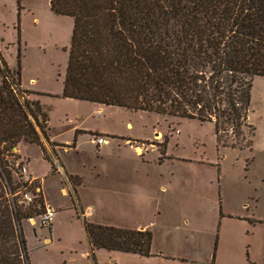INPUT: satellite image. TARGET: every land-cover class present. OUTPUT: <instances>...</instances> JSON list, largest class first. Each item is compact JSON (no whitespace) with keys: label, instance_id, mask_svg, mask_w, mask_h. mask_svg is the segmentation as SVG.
I'll list each match as a JSON object with an SVG mask.
<instances>
[{"label":"rangeland","instance_id":"rangeland-1","mask_svg":"<svg viewBox=\"0 0 264 264\" xmlns=\"http://www.w3.org/2000/svg\"><path fill=\"white\" fill-rule=\"evenodd\" d=\"M71 28L72 19L52 13L49 0H0V56L18 70L22 95L47 113L50 136L71 140L74 124L92 130L81 131L77 149L60 159L51 149L56 163L84 174L86 188L78 192L85 200L78 215L57 212L52 234L21 222L29 264H264V77H254L250 90L253 135L235 145L208 122L36 95L61 92ZM99 132L107 144L97 148L89 139ZM86 204L93 223L148 229L153 255L91 247L80 217Z\"/></svg>","mask_w":264,"mask_h":264},{"label":"trees","instance_id":"trees-1","mask_svg":"<svg viewBox=\"0 0 264 264\" xmlns=\"http://www.w3.org/2000/svg\"><path fill=\"white\" fill-rule=\"evenodd\" d=\"M49 7L72 19L71 36L61 92L36 95L208 122L231 144L249 142L252 80L264 77V0H49ZM18 75L0 56V264H29L21 222L44 210L36 182L33 200H21L14 148L24 141L43 151L37 127L45 136L48 116L19 91ZM83 227L91 247L152 255L148 229Z\"/></svg>","mask_w":264,"mask_h":264},{"label":"crops","instance_id":"crops-1","mask_svg":"<svg viewBox=\"0 0 264 264\" xmlns=\"http://www.w3.org/2000/svg\"><path fill=\"white\" fill-rule=\"evenodd\" d=\"M45 123L47 124L46 129L44 130L46 133V137L41 138L42 145H43V151L40 148V146L36 144L20 141L16 146L15 152L18 155L17 157L18 162H22L28 166V170L32 176L33 183L36 182L37 184L36 191H38L39 194L41 195L44 207H51L55 210V214L52 219V222L50 226L48 227V229L50 230V233L52 234L51 230L58 224L59 219H60L57 216L58 211L66 212L67 211L66 208H68V210L70 211L73 208L75 215H78L76 205L78 206V208H81L80 199L85 200L83 192L80 191V194H81L80 196L78 191L80 188H81L80 190L86 188V183L84 180V174L78 173L77 169L74 166L68 169L65 165H63L61 160H60V163L62 165H60V163H56V160H54L53 156L51 155L53 153V150L51 149L53 148L54 151H56V155L60 159L59 157L60 152L68 153V152H73L77 149V145H78L77 140L79 136L78 134L81 131H87V132L91 131L92 132V130H85L84 128L80 126H75L76 124H74L71 126V128H73L72 139L61 142V141L56 140L53 136H50V133L48 132L49 131V119ZM93 135H96V134H91V138ZM97 136H104L105 138V135L101 132H99ZM91 138L89 139V142L93 143L95 147L97 148H100L102 145L107 144L106 142L102 144H97ZM49 143L51 146L49 145ZM68 143L71 144L70 150H66V151L60 150L62 146ZM137 149H140V148L137 147L136 152H137ZM71 175L81 176L82 181L80 183L73 184L69 179ZM65 186H68L71 189L73 196H68V191H67L68 189ZM50 193L57 194V195L60 194L61 197L68 196L69 202H67V200H62L60 198H57L55 196L50 197L49 196ZM67 203H69V206ZM90 207H91L90 205L86 204L85 206L86 210L80 212V217H81V221L83 225H84V221L88 223H93L87 220V216L89 217L88 219H90V216L92 215L90 211ZM37 220L38 219H35V218L28 219L31 225H35L38 222ZM22 226H23V223H22ZM140 228L142 227L134 228V229H140ZM44 240L51 241L49 237H45Z\"/></svg>","mask_w":264,"mask_h":264},{"label":"built area","instance_id":"built-area-1","mask_svg":"<svg viewBox=\"0 0 264 264\" xmlns=\"http://www.w3.org/2000/svg\"><path fill=\"white\" fill-rule=\"evenodd\" d=\"M93 141H95L97 144H102L106 142V139L104 136H97L93 135L91 138ZM17 172L19 174V179L23 183V186L21 190L19 191V194L21 196V200L29 203L33 200L34 194L31 192L30 187L33 185V179L32 176L28 170V166L22 162L16 163ZM36 190V188L34 187ZM55 210L51 207H45L43 212L38 216V223L41 226L49 227L52 219L54 217Z\"/></svg>","mask_w":264,"mask_h":264},{"label":"water","instance_id":"water-1","mask_svg":"<svg viewBox=\"0 0 264 264\" xmlns=\"http://www.w3.org/2000/svg\"><path fill=\"white\" fill-rule=\"evenodd\" d=\"M14 150H16V147L14 148Z\"/></svg>","mask_w":264,"mask_h":264}]
</instances>
